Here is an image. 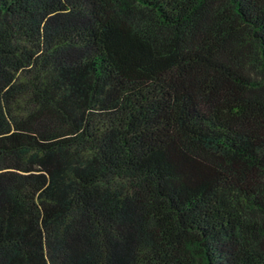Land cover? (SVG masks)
<instances>
[{
	"label": "trees",
	"instance_id": "obj_1",
	"mask_svg": "<svg viewBox=\"0 0 264 264\" xmlns=\"http://www.w3.org/2000/svg\"><path fill=\"white\" fill-rule=\"evenodd\" d=\"M0 264H264V0H0Z\"/></svg>",
	"mask_w": 264,
	"mask_h": 264
}]
</instances>
